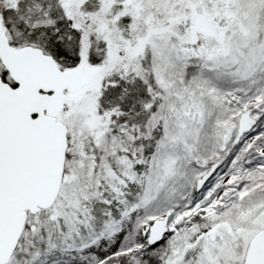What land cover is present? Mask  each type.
<instances>
[{
	"label": "snow or ice",
	"instance_id": "1",
	"mask_svg": "<svg viewBox=\"0 0 264 264\" xmlns=\"http://www.w3.org/2000/svg\"><path fill=\"white\" fill-rule=\"evenodd\" d=\"M0 264H264V0H0Z\"/></svg>",
	"mask_w": 264,
	"mask_h": 264
}]
</instances>
